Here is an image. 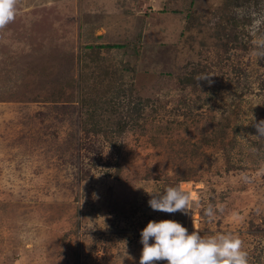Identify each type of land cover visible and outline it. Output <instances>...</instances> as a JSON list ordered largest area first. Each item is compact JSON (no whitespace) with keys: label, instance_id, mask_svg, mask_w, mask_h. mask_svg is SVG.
<instances>
[{"label":"rangeland","instance_id":"374dc122","mask_svg":"<svg viewBox=\"0 0 264 264\" xmlns=\"http://www.w3.org/2000/svg\"><path fill=\"white\" fill-rule=\"evenodd\" d=\"M259 17L264 0H18L0 29V264H139L163 219L264 264ZM170 186L187 214L149 206Z\"/></svg>","mask_w":264,"mask_h":264},{"label":"clouds","instance_id":"9594fccd","mask_svg":"<svg viewBox=\"0 0 264 264\" xmlns=\"http://www.w3.org/2000/svg\"><path fill=\"white\" fill-rule=\"evenodd\" d=\"M17 5L18 0H0V29L15 20ZM262 27L264 17L253 20L252 54L257 58H264ZM208 78L209 76H203L199 79ZM252 123L257 129L256 136L264 137V120L255 122L254 118ZM146 192L151 197L148 204L154 211L187 214L191 210V197L179 186L167 187L162 192ZM140 236L143 248L139 264H157L158 261H166L167 264H249L248 254L243 250V241L231 233L205 238L196 230L189 233L188 229L176 220L163 219L150 220L141 230ZM128 258L133 259L131 256Z\"/></svg>","mask_w":264,"mask_h":264},{"label":"trees","instance_id":"16d2710c","mask_svg":"<svg viewBox=\"0 0 264 264\" xmlns=\"http://www.w3.org/2000/svg\"><path fill=\"white\" fill-rule=\"evenodd\" d=\"M222 40H223V38H222ZM134 42L133 43H131V45L133 46V48L135 49V52L137 53V54H140V51H141V49L143 48V46H144V42L142 41V40H140V38H138L136 41L135 40H133ZM119 46V45H118ZM107 47H113V45H109V46H107ZM137 57H138V55H136ZM196 71H194V72H192L191 74L194 76V75H196ZM184 82H187V83H189L190 82V79H188V77L186 78V80L184 81Z\"/></svg>","mask_w":264,"mask_h":264}]
</instances>
